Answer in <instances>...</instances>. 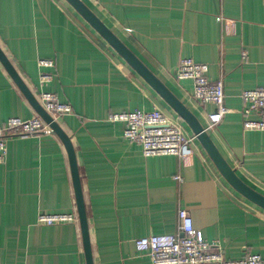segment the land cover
<instances>
[{
    "label": "crops",
    "instance_id": "0c3cea01",
    "mask_svg": "<svg viewBox=\"0 0 264 264\" xmlns=\"http://www.w3.org/2000/svg\"><path fill=\"white\" fill-rule=\"evenodd\" d=\"M196 116L249 187L264 196V131L244 130L245 89L264 87V0H82ZM0 47L34 95L54 93L72 112L57 118L78 165L94 264H151L134 241L178 234L177 212L222 256L264 258V210L219 172L189 126L66 0H0ZM182 58L221 79L222 120L177 79ZM51 59L53 66H39ZM40 73H50L46 84ZM159 109L193 137L191 154L145 157L108 115ZM36 115L0 63V124ZM247 118L256 119L257 114ZM0 163V264H86L79 221L37 223L40 213L76 214L66 149L56 134L14 136ZM180 177V180L177 179ZM78 217V215H77Z\"/></svg>",
    "mask_w": 264,
    "mask_h": 264
},
{
    "label": "built area",
    "instance_id": "2783aa9c",
    "mask_svg": "<svg viewBox=\"0 0 264 264\" xmlns=\"http://www.w3.org/2000/svg\"><path fill=\"white\" fill-rule=\"evenodd\" d=\"M53 64L51 59L38 60L39 66L49 67ZM207 71L206 63L195 62L191 58H182L175 70V77L191 80L194 98L214 105L215 109L207 115L208 127H213L230 110L223 102L222 80H209L206 75ZM51 78L50 73H40L39 83L46 84ZM35 97L54 120L72 112L70 104L60 102L54 93L42 91ZM240 98L243 102L240 113L246 117L242 122L243 129L264 131V87L245 89L240 93ZM253 113L257 114L258 118H247ZM108 120L122 122L124 124L123 136L138 143L145 157L175 155L186 158L191 154L190 143L193 137L185 136L180 126L169 120L157 108L110 113ZM38 133L53 134V131L37 114L29 119L10 117L0 124V163L5 160L6 141L9 138ZM177 179L180 180V177L177 176ZM177 216L181 236L152 234L139 237L134 241L137 252L146 253L151 264H264V258L256 253H248L236 260L224 259L219 246L206 240L202 232L193 226L192 217L187 210L179 209ZM77 220L76 214L40 213L36 221L41 225H53Z\"/></svg>",
    "mask_w": 264,
    "mask_h": 264
},
{
    "label": "water",
    "instance_id": "95a60500",
    "mask_svg": "<svg viewBox=\"0 0 264 264\" xmlns=\"http://www.w3.org/2000/svg\"><path fill=\"white\" fill-rule=\"evenodd\" d=\"M73 9L133 68V70L169 105V107L189 126L225 180L242 196L264 210V196L246 185L224 160L206 129L196 116L156 77L127 46L90 10L82 0H66ZM0 63L26 98L30 106L49 125L63 143L70 166L76 211L80 226L84 258L86 264H94L90 245L86 209L82 187L72 142L59 123L48 114L37 101L0 47ZM182 235V234H181Z\"/></svg>",
    "mask_w": 264,
    "mask_h": 264
}]
</instances>
